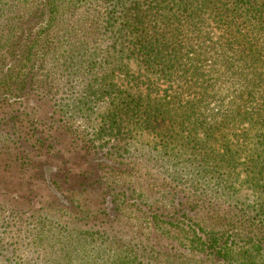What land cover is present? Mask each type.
Here are the masks:
<instances>
[{
	"label": "trees",
	"instance_id": "obj_1",
	"mask_svg": "<svg viewBox=\"0 0 264 264\" xmlns=\"http://www.w3.org/2000/svg\"><path fill=\"white\" fill-rule=\"evenodd\" d=\"M96 1L106 7V19L82 11L94 0L0 2V106L24 107L20 115L36 118V126L52 121L46 135L40 134L31 145L12 117L0 118V124L8 122L14 129L7 134L13 153L5 148L1 152L12 156L17 173L25 176L29 147L48 149L51 138L56 144L66 142L68 148L59 151L57 165L31 168L51 187L43 196L40 191L27 195L33 198L25 205L34 220L26 221L35 225V232L30 233L29 244H23L25 258L15 264H264V162L256 161L255 172L248 176L250 186L259 192L252 207L235 211L211 199L199 202L192 195L187 203L175 199L168 212L158 213L148 203V191L116 181L115 175H127V170L104 169L105 161L121 165L119 145L94 144V151L70 128V119L85 101L106 95L109 104L97 129L100 141L122 143L124 136L149 133L175 139L198 157L197 151L216 144L230 118L264 129V0H231V8L221 17L228 22L221 38L227 39L229 54H237L238 60L222 56L219 65L216 58L227 50L222 45L221 53L214 42L205 49L200 15L224 9L225 0ZM239 25L249 32L238 30ZM102 35L105 46L99 42ZM210 54L218 56L208 64L205 57ZM133 66L146 74L134 77ZM176 73L184 76L186 91L193 90L187 101L183 86L182 93L161 99L154 97L152 82L147 92L141 88L143 77L171 79ZM229 74L234 79L229 78L230 86L224 88L231 93V108L224 110L217 105L223 101L218 78L223 81ZM119 78L132 89H123ZM76 86L80 91L75 97ZM64 94L68 99H60ZM53 101L55 113L44 112L41 106ZM17 135L21 145L13 140ZM259 143L264 144V137ZM209 154L204 152L200 162L210 164ZM6 171L0 170V180L6 179ZM22 179L18 178L21 187L15 193L26 196ZM4 184L0 228L9 227L1 218L11 196ZM14 195L17 202L24 200ZM25 235L27 239L29 234ZM13 246L0 249L16 256Z\"/></svg>",
	"mask_w": 264,
	"mask_h": 264
},
{
	"label": "rangeland",
	"instance_id": "obj_2",
	"mask_svg": "<svg viewBox=\"0 0 264 264\" xmlns=\"http://www.w3.org/2000/svg\"><path fill=\"white\" fill-rule=\"evenodd\" d=\"M231 6L232 1L225 0L224 9L221 8L215 12L204 10L205 12L200 15L204 22L203 25H201L204 34V41H207L204 43L207 47L205 49L208 51V46H210L211 42H214L216 43L215 49L218 48V50L221 51L223 50V45L227 50L224 52L227 55H223V53L220 55L221 57H217L218 55L214 54L205 57L208 64L214 57H217L216 63H218V65L220 64L222 56H224L225 59L238 60L237 54H229V48L226 42L227 39L221 38L224 33V28H226L225 25L228 23H226V19H221V17L225 14L228 8H231ZM82 11L90 13L91 15L101 14L102 19H106V7L98 1L95 2L94 0L91 7L82 8ZM81 14L79 18L81 17ZM104 24L105 22L102 23V26ZM239 27L240 29L238 30L243 33L249 32V28H244L243 25H239ZM102 30L104 31V28H102ZM106 41V36H100V45L105 46ZM235 48H239V46L236 45ZM210 50H212V48ZM222 52L223 51H221V53ZM203 68H205V71L209 70L208 65H204ZM131 74H134L133 76L137 77L146 73L141 72L139 67L133 66ZM224 77L225 79L223 81L218 78L219 84L222 83V87L218 94L223 101L222 103H217V105L222 106L225 110L228 107L231 108L228 103L230 98H228V95H231V93L230 91H227L224 86L228 88L230 84L228 85L226 82L229 81V78L234 79V77L232 75ZM118 80L123 86V89H132L131 83L120 78ZM150 82L155 86L156 91L154 97H158V99L166 96L168 98L171 95H175L177 92L182 93V91H186V80L184 76H182V73L174 74L171 79H166L160 76H154L151 79L143 77L141 83L143 87L141 86V88L144 92H147L146 88L150 85ZM179 86H183L182 91ZM79 91V87L76 86L74 91L76 92L75 97L79 94ZM192 93L193 90L184 92V100H189ZM68 97L69 94H64L60 96V99H68ZM70 97L73 96L70 95ZM85 102L86 103L83 104L84 108H79L80 113L70 119V128L76 132L77 136H79V140L86 139V142H88L92 148H94V144L98 146L100 145L101 147H107L111 144L119 145V149H121L119 155V160L122 162L121 165L118 166L105 161L102 163L104 169L106 166H109V169L111 167L114 168L113 166H115L118 171L122 169L127 170V175H120L117 173L115 175L116 181L121 185H123V183L132 184V186L136 187L138 191L143 189L148 191V203L151 206H156L158 213L161 212L158 211L161 209L168 212L175 199L178 202L187 203V199L189 197L191 198L192 195L195 196L196 200L200 199L202 201H209L211 199L216 201L219 205H222L224 208L235 211L237 209V211H240L243 208L252 207L257 201L259 192L257 189H253L250 186L248 176L255 172L254 164L256 161L264 162V144L259 143L264 137V129H262L260 125L241 123L234 118H230V121L224 125V131L217 135L216 144L212 147H210L211 145H208L203 151L200 149V151H197L200 156L198 155V157H196L181 148V144L175 139L169 138L164 140L162 138H156L149 133L133 134L132 138L131 136H124V141L122 143H113V141L109 140L100 141L97 136V129L100 127L101 116L108 107L109 98L105 95L104 97L100 96V98H92L90 101L87 100ZM253 102L257 103L259 101L253 100ZM30 106L33 108V103ZM213 106H215V104ZM41 107H43L42 110L44 112L46 110L50 112V114L55 113L57 110V104L55 101H53L52 104L44 103ZM23 110L24 107L20 108L19 105L7 107L0 106V118H5L7 115L10 116L9 118L12 117L15 124L21 126V133L27 134L32 145L34 144L33 142H36L35 140L41 137L40 134H43V137L46 135L45 128L48 127L50 130V123L52 121H49L47 124H39L36 126L33 124L34 119L36 118H24V116L22 117L20 115ZM36 127L37 129H35ZM13 131V126L8 122L0 124V170H7L6 179H1L0 185L5 182L4 185L7 187L4 186V189L11 194L9 197L10 203L9 205H4L3 217H1L2 220L7 222L9 227L0 228V247L3 245L4 247H7L8 245L10 246V244H14L13 248L17 250V253L16 256H14L7 251L2 252L0 249V264H15V262L22 261L25 258L26 254L23 249L26 247L25 245L23 246V244H29L30 233L33 234L35 232V225L26 221L27 219L30 221L34 220L33 217H29L32 212L29 211V208L25 205V202L30 199L27 195H30L32 191H40V195L43 196L44 192L49 191L48 187H51L50 182H44L42 179H39V177H35L33 172H35L36 169L31 168H44L45 164L57 165V162L59 161V151L68 150V148L65 147L66 142L61 141L56 144L51 141V138L47 141V144L50 146L48 149L45 147L41 148L40 146L37 148L32 147L36 149L29 147L26 149V156L28 158V164L30 165L27 169H23L24 171L22 174H25V176H21L17 173L16 167L11 163L12 156L4 155L1 152V149L5 148L7 153H13L11 150L13 142L11 139L7 140V134L12 133ZM19 138L20 137L17 135L13 140L21 145ZM95 148L97 147L95 146ZM95 148L94 151L96 150ZM100 149L101 148H98L97 150L100 152ZM204 152H210L209 156H206L208 161L211 162L210 164L205 163L204 160L200 162L199 158ZM46 154H48V157L45 156ZM51 157L55 158L53 159L54 162H50ZM31 161H33L34 164H31ZM46 167L47 166H45V168ZM48 169L49 168L45 170ZM18 178H25L22 180L25 181L26 187L28 188L23 189L26 196L24 194L15 193V191L18 190L17 188L21 187V181L18 180ZM57 185L63 184L61 183ZM204 193L206 195H199ZM14 194L22 196L24 200L17 202ZM48 196L49 194L45 193V199ZM139 196L141 195H138L137 198ZM200 200L199 202H201ZM33 201L40 202L41 200ZM143 205H145L146 209V204ZM35 209L37 210L38 207ZM143 216V220H145L147 215ZM26 232L29 234V236L27 235V239L25 235Z\"/></svg>",
	"mask_w": 264,
	"mask_h": 264
}]
</instances>
